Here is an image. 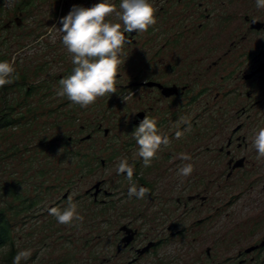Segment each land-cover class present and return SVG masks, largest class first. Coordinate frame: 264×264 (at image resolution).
<instances>
[{"label": "flooded vegetation", "instance_id": "af4514ba", "mask_svg": "<svg viewBox=\"0 0 264 264\" xmlns=\"http://www.w3.org/2000/svg\"><path fill=\"white\" fill-rule=\"evenodd\" d=\"M23 1L21 5L32 8L34 0ZM71 1L73 6L85 8L101 2ZM108 2L119 11L121 0ZM149 3L157 10L156 24L144 33L125 34L132 43L125 45L120 55L122 63L115 84L120 90L117 96L120 103L112 98L102 101V116L111 106L121 107L125 112L119 143H114L109 155H93L102 168L116 161L114 173L120 177L122 185L115 190L108 189L103 178L85 190L95 203H102L103 214L107 216L104 221H87L91 227L88 233H92L81 241L72 237L63 239L75 250L71 255L64 251L53 264H264V225L256 233L249 226L245 229V224L240 226L238 221L210 218L222 206L240 200L245 190L237 185L247 176L248 190L255 183L258 189L248 191V204L242 203L257 212L253 221L264 222V158L258 157L252 144L255 134L264 128V9H258L255 0H149ZM106 20L122 24L115 14ZM21 21L22 17L16 16L5 22L4 27L12 23L18 26ZM45 25L42 21L37 26L32 25L30 32H35L34 39L39 36V44L50 47L53 60L69 61L65 72L59 74L60 80L67 78L73 69L71 54L57 53L58 43L64 46L61 37L52 43L42 38L48 31ZM47 62L46 59L36 64L33 75L41 74ZM17 74L21 82L27 81L25 72ZM51 77L30 83L25 88V96L37 94L39 90L50 92ZM18 78L13 81L18 82ZM12 85L13 82L0 87L4 97ZM68 102L66 98L65 104ZM129 102L136 105L134 109ZM3 104L0 113H7L8 125L17 124L18 118L9 115L15 112V104L7 98ZM57 107L59 104L47 110L58 113L60 119L71 125L76 118V128H85V124L77 123L79 110L72 102L63 112ZM36 110V106L29 104L25 114L31 115ZM144 116L155 119L160 133L170 140L161 147L149 167H145L138 156L132 135ZM184 119L190 121V128L182 123ZM95 130H102L104 136L109 132L99 121L87 133V138ZM177 131L183 132L180 139L175 137ZM76 141L73 134H69L64 146ZM182 154H188L191 159H181ZM122 158L133 166V180L137 185L150 190L145 199L128 198L130 184L126 174L116 172ZM188 163L194 166V172L187 178L181 177L179 169ZM144 170L152 172V179ZM53 180V186L42 188L39 181L40 190L29 184L21 195L16 193V188L12 191L8 188L10 234L6 244L10 248L14 244L12 231L16 224L20 222L24 229L29 227L32 231L31 222L43 219L38 224L42 228L48 208L57 207L61 200L77 198L70 196L71 180L61 198L53 197L46 210L38 209L37 205L43 200L41 193L51 189L50 194H56L55 178ZM18 183L13 180L12 186ZM223 194V203L213 204L215 198ZM136 207L132 213L127 211ZM151 209L156 211L152 214ZM194 210L198 217L190 220L188 215ZM149 213L150 217H146ZM33 236L32 232L25 245L34 242ZM239 236L242 240L248 238L247 243L237 244L236 241L235 247L225 243L224 239L232 242L240 240ZM40 241L41 238H36V244H32ZM40 247L43 249L44 245ZM38 253H32L30 264L38 258Z\"/></svg>", "mask_w": 264, "mask_h": 264}, {"label": "rangeland", "instance_id": "374dc122", "mask_svg": "<svg viewBox=\"0 0 264 264\" xmlns=\"http://www.w3.org/2000/svg\"><path fill=\"white\" fill-rule=\"evenodd\" d=\"M21 2L24 1L12 0V6L9 7L7 0H0V61L14 63L17 73L22 74L25 72L27 74L26 82H21L19 78L17 79L18 82L13 81L9 94L5 95L10 103L15 104V112L9 115L18 118V122L15 125L0 127V210H4L2 211L3 216L7 218V204L10 200L7 193L8 187L12 185L13 180L19 181L16 191L21 195L22 191L29 184L35 186L36 190H40L38 188L39 181H41V188L50 184L53 186V179L55 178L56 194L51 195V189H48L44 193L40 192L43 195V200L37 207L44 210L47 209L53 197L61 198V195L70 184L68 181L72 180L70 196L77 197L72 200V203L76 204L78 213L83 216V223L78 222L71 226L59 225L55 217L50 216L47 210V216L44 217L45 223L42 228H39L38 224L43 219H36L31 222L32 231L28 230L29 227L24 229L23 225H20V222L16 224L12 231L14 256L21 250H31V253L36 254L39 251L38 258L32 261L31 264H53L61 257L64 251L67 255H71L72 251L75 250L70 244L64 242L63 239L72 237L81 241L82 238L92 233H88L91 227L87 221H104V217L106 218L107 216V214H103L102 203H95L90 195L85 193V190L91 187L97 180L103 178V183L108 186V189L115 190L118 186L122 185L120 177H116L114 173L116 161L110 162L108 167L102 168L97 165V161L93 158V155H109L110 149L115 147L114 143H119V138L121 137V119L122 115H125V112H122L121 107L111 106L108 108L106 114L102 116L103 99L112 98L120 103L117 99L120 90H117L110 97L106 95L97 98L94 104L85 108L72 103L78 107L77 123L85 124V128L83 129H80V127L76 128V125H74L76 118L72 121L70 120L72 122L71 125L68 122L65 123V119H60L58 113L48 112L47 108L49 106H58L59 104L57 109L63 112L71 105L70 101L65 104V97H58L56 95L60 86L58 85L60 81L59 74H63L70 64L68 60L64 61V58L61 60L55 58L53 60L50 47L41 43L39 44V41H37L39 36H36V39H34L35 32H30V28L32 25L37 26L41 21L46 23L45 26H47L46 29L48 31H46L42 38H46V41L50 43L55 42V39H58L60 35L56 36L58 32L54 27H62L61 24H57V19L66 16L73 4L71 0H34L30 9L28 6L21 5ZM52 5L55 6L52 7ZM19 11L23 13L19 15ZM16 16L22 17V21L18 26L12 23V26L4 27L5 22L12 21ZM56 50L59 55L62 51L64 55L68 53L65 46L60 45V42ZM46 59L48 60L45 66L46 69L41 74H38V76H34L35 65L41 60ZM50 75H52L49 81L52 83L50 92L47 90V93H44V91L39 90L37 94L25 96V88L30 83L40 82L41 78L49 77ZM42 94H45V96H41ZM5 97L0 92V107L4 105L3 101L6 99ZM29 104L37 107L35 113L31 115L25 114L26 106ZM129 105L133 109L136 106L132 102H129ZM43 107L45 108L43 109ZM99 121L102 127L108 128V134L104 136L102 130H95L92 131L91 137L87 138L89 137L87 133ZM69 134H73L77 141L75 144L65 147L66 136ZM54 136L56 139L53 138ZM65 148L70 152L65 151ZM144 173L148 178L152 179V172L144 170ZM246 177L244 176L237 185L239 189L245 190L240 200L236 204L226 207H224L225 205L222 206V208L217 210L216 215L210 218H216L218 221H238L240 226L245 224V229L249 226L252 230H256L257 233L264 228H262L264 222L261 224V221H253L252 219L257 212L250 206L244 207L242 201L247 205V199L249 198L247 192L253 191L254 188L258 189V186L255 183L248 190ZM223 196L224 194L219 198H215L213 204L217 203L221 205L223 203L221 199H224ZM68 203L69 200H61L57 208L63 210L68 206ZM136 209L137 207L128 208L127 211L132 213ZM261 209L259 207L258 211H261ZM155 211V209H151L149 212L153 214ZM196 214L197 211L195 212L194 210V213L191 211V215H188V218L193 220L198 217ZM110 216L111 214L108 217ZM146 217H150V213ZM32 232L35 235V237L33 236V239H35L32 243L36 244V238L37 240L41 238L40 243L37 245H33L32 243L25 245ZM239 239L232 242L229 239L224 240L225 243L230 244V246L234 245V247L236 241H238L237 244H246L248 240V238L242 240L241 236H239ZM42 245H44L43 249L40 247ZM34 249H37V252ZM9 251L10 247L7 244L0 248V264L5 263V257ZM14 256L12 257V261ZM21 264H30L29 259L21 261ZM70 264L72 263L70 262Z\"/></svg>", "mask_w": 264, "mask_h": 264}, {"label": "clouds", "instance_id": "9594fccd", "mask_svg": "<svg viewBox=\"0 0 264 264\" xmlns=\"http://www.w3.org/2000/svg\"><path fill=\"white\" fill-rule=\"evenodd\" d=\"M7 2L11 7L12 0ZM255 4L258 9H264V0H255ZM156 11L149 0H121L119 11L108 0H101L90 8L74 5L68 14L60 19L62 27H54L67 52L71 54L73 64L71 75L59 81L60 88L56 95L66 97L73 104L85 108L94 104L99 97H110L116 93V78L122 63L120 55L124 46L132 43L125 34L147 32L157 22ZM112 14L118 16L122 24L108 22L106 17ZM16 78L18 74L14 63L0 61V87L11 84ZM182 123L188 125V128L191 127L187 119L182 120ZM132 135L138 146V156L143 159L145 167L151 166L161 147L170 143L168 136L160 133L157 128V121L147 116L135 127ZM182 136L181 131L175 133L177 139ZM252 144L258 157L264 158V128L255 134ZM181 159L187 161L191 157L182 154ZM116 172L126 174L130 184L129 199L146 198L150 190L138 186L133 180L134 168L127 159H120ZM193 172L194 166L191 163L179 169V175L184 178L191 176ZM48 214L55 217L59 225L83 223V216L78 213L71 198L66 208L61 210L50 207ZM31 255V250H21L14 256L12 264H21V261H27Z\"/></svg>", "mask_w": 264, "mask_h": 264}, {"label": "trees", "instance_id": "16d2710c", "mask_svg": "<svg viewBox=\"0 0 264 264\" xmlns=\"http://www.w3.org/2000/svg\"><path fill=\"white\" fill-rule=\"evenodd\" d=\"M9 118L7 116V113H0V127H4L8 125ZM17 184L13 187L10 185L8 188L10 191H12L13 188H16ZM17 193V191H16ZM2 211L0 210V248L7 243L9 240V234H10V228H9V222L8 219L3 216ZM14 256L13 247L10 248V251L8 252L7 256L5 257V263L4 264H11L12 263V257Z\"/></svg>", "mask_w": 264, "mask_h": 264}]
</instances>
